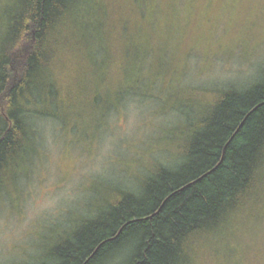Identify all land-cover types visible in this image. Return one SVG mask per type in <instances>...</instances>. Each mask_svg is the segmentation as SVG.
<instances>
[{"label": "rangeland", "instance_id": "1", "mask_svg": "<svg viewBox=\"0 0 264 264\" xmlns=\"http://www.w3.org/2000/svg\"><path fill=\"white\" fill-rule=\"evenodd\" d=\"M18 1L0 0L1 36L5 12ZM144 7L152 28L131 38L140 46L127 76L129 53L110 29V15L87 10L105 51L97 53L100 76L88 70L85 77L100 86L110 75L112 94L99 110L59 107L62 118L32 111V147L0 189V264L47 260L116 189L138 191L153 164H175L179 131L200 118L216 88L243 90L262 77L264 0H148ZM68 39L59 81L67 101L86 69L82 39L75 31ZM256 215V223L238 222L219 235L222 264H264V210Z\"/></svg>", "mask_w": 264, "mask_h": 264}, {"label": "trees", "instance_id": "2", "mask_svg": "<svg viewBox=\"0 0 264 264\" xmlns=\"http://www.w3.org/2000/svg\"><path fill=\"white\" fill-rule=\"evenodd\" d=\"M89 1L19 0L5 12L0 189L17 176L32 147V111L62 118L59 107L88 112L89 104L99 110L112 94L110 75L105 73L100 86L85 77L88 70L100 76L104 65L97 53L105 51L87 10L93 17L110 15V29L129 53L125 75L131 73L140 46L131 38L152 28L145 15L148 0H93L95 6ZM74 31L82 39L87 71L78 75L76 89L69 86L67 101L59 81ZM216 89L200 118L179 131L174 165L153 164L138 191L116 189L47 260L35 264H222L219 235L238 222L256 223L264 210V73L246 89Z\"/></svg>", "mask_w": 264, "mask_h": 264}]
</instances>
